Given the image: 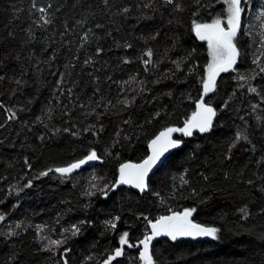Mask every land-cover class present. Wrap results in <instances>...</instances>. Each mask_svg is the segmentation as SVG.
Masks as SVG:
<instances>
[{
    "label": "trees",
    "instance_id": "16d2710c",
    "mask_svg": "<svg viewBox=\"0 0 264 264\" xmlns=\"http://www.w3.org/2000/svg\"><path fill=\"white\" fill-rule=\"evenodd\" d=\"M257 2L243 5L237 67L205 100L212 130L177 137L138 195L117 183L119 168L194 115L208 75L194 25L225 19L226 0H0V264H102L124 233L133 247L111 264H144L136 244L149 221L186 209L217 238L160 239L153 264H264ZM93 151L100 166L51 172Z\"/></svg>",
    "mask_w": 264,
    "mask_h": 264
},
{
    "label": "snow or ice",
    "instance_id": "6c2138e0",
    "mask_svg": "<svg viewBox=\"0 0 264 264\" xmlns=\"http://www.w3.org/2000/svg\"><path fill=\"white\" fill-rule=\"evenodd\" d=\"M174 0H165L166 4H172ZM227 2V12H228V28L225 30L220 27L221 21L219 19L214 20L211 24H195L194 30L197 37L200 40H207L209 47V55L211 56V62L207 67V78L203 80L204 93L207 94L215 88L216 76L220 72L228 71L235 63L238 56V51L236 45L233 43L236 37L237 30L240 27L241 18V0H226ZM179 9V5H176ZM41 13L45 12V9H39ZM125 12L128 11L127 8L124 9ZM41 19H44L42 16ZM258 20L264 19V8L261 9ZM45 23H48L45 20ZM262 39L261 44H264V32L261 33ZM146 55L151 57L152 53L149 50ZM150 61H145L149 63ZM255 62V61H254ZM264 71V68L261 69ZM250 91H255V88H251ZM203 99V98H201ZM197 108L199 111L195 116L199 119L194 121H188L184 128H168L161 132L154 140L151 141L149 147L152 149L153 154L143 161L142 164L132 165L124 164L121 165L120 172L121 176L117 183L120 184H131L133 187L144 191L146 188L145 177L151 168L160 160L161 156L168 151L169 148H174L179 145V141L171 139V133L182 132L186 136L192 135V128H198L199 131L205 132L211 126L212 117L215 115V111L211 107L205 106L203 103H198ZM158 115V114H157ZM247 139L246 136L237 134V140ZM87 160L98 159L97 154L93 151L87 158ZM86 161L81 160L78 163H74L65 168L56 169L57 172L61 174L71 173L74 169L80 167ZM47 173H41V175H46ZM187 183V181H184ZM194 209H186L182 214H174L168 217H160L155 223L151 224L152 235H146L144 240L140 241L143 244V250L140 252V259L144 264H153V257L149 253V244L154 237L160 235H167L172 240H176L178 236H211L216 239V233L218 229L202 227L200 225L191 224L188 221V217L192 214ZM3 219V217H0ZM111 227L115 228V223H111ZM76 233L73 232V235ZM127 233H124L120 238V244L123 246L128 244L126 239ZM61 241L50 240L49 245L59 246ZM129 247L133 245L128 244ZM123 254L122 248L115 249V255H110L104 264H111V261L115 257H119Z\"/></svg>",
    "mask_w": 264,
    "mask_h": 264
},
{
    "label": "water",
    "instance_id": "95a60500",
    "mask_svg": "<svg viewBox=\"0 0 264 264\" xmlns=\"http://www.w3.org/2000/svg\"><path fill=\"white\" fill-rule=\"evenodd\" d=\"M241 8H242V0H241ZM243 14H244V13H243V11H242V12H241V18H240V27H239L238 30H237V34H238V32L240 31L241 26H242V22H243ZM225 30H227V29H225ZM237 34H236V35H237ZM195 35H196V32H195ZM196 37H197V35H196ZM197 38H198V37H197ZM198 39H199V38H198ZM199 40H200V39H199ZM201 41H207V40H201ZM237 65H238V56H237V58H236V63H235V64H234V65H233L228 71L220 72L219 75L216 76L215 86L217 85L218 80L220 79V77H221L223 74H227V73L233 71V70L237 67ZM209 94H210V92H208L207 94H205V93H204V88H202L201 97H200V99L198 100V102H197L196 105H195V113H194L192 119H190L189 121H194V120L199 119V117L195 116V114L199 111V109L197 108V104H198V103H203L205 106H207V107H211V106H209V105H207V104L205 103V100L208 98ZM201 98H203V99H201ZM211 108H212V107H211ZM212 109H213V108H212ZM213 110H214V109H213ZM216 116H217V114H216V112H215V115L212 117L211 126L208 128L207 131H205V132H201V131H199L198 128L193 127V128H192V134H193V133H198V134H200V135L208 134V133L212 130V128H213V125H214L215 120H216ZM185 124H186V123H185ZM185 124H184L183 126L179 127V128H184V127H185ZM164 131H165V130H164ZM162 132H163V131H162ZM160 133H161V132H160ZM160 133H159V134H160ZM159 134H158V135H159ZM158 135H157V136H158ZM157 136H156V137H157ZM184 136H186V135H184L182 132H173V133H171V139H172V140H175V141H176V138H177V137H184ZM156 137H154L152 140H154ZM152 140H150L149 143H148V145H147V156H146L145 159H147L149 156H151V155L153 154L152 149L149 147V145H150V143H151ZM180 148H181V143L179 142V145H178L177 147L169 148L168 151H166V152L161 156L160 160L157 161V163L151 168V170L148 172V175L145 177L146 188H145L144 191H141L140 189L133 187L131 184H124V186H125L128 190L132 191V192L135 193V194H138V195H143V194H145L146 191H147V185H148V181H149L150 177H151V176H152V175H153V174H154V173L160 168V166L165 162V160H166V159H167L172 153L176 152V151L179 150ZM86 158H87V157H86ZM86 158L83 159V160H85L86 162H85L84 164H81L80 167L74 169L71 173H67V174H63V175H72V174H75V173H77V172H79V171L85 169V168H89V167H93V166H100V165L102 164V160H100L99 158L96 159V160H87ZM145 159H144V160H145ZM144 160H143V161H144ZM143 161L140 162V163H138V164H142ZM75 163H78V162H75ZM73 164H74V163H73ZM125 164L138 165V164H133V163H125ZM67 167H68V166H67ZM120 168H121V167H120ZM53 172L56 173V174H61V173L57 172L56 169L53 170ZM120 176H121V172H120ZM151 235H152V232H151V234H150L149 236H151ZM165 237H169V236H167V235H160V236L154 237V238L151 240L150 244H149V252H150V250H151L152 245H153L156 241H158V240H160V239H164ZM169 238H170V237H169ZM185 238H189V236H178V237H177V239H185ZM139 245H140V246L142 247V249H143V247H144L143 244H142V245H141V243H140V244H137V247H138Z\"/></svg>",
    "mask_w": 264,
    "mask_h": 264
},
{
    "label": "rangeland",
    "instance_id": "374dc122",
    "mask_svg": "<svg viewBox=\"0 0 264 264\" xmlns=\"http://www.w3.org/2000/svg\"><path fill=\"white\" fill-rule=\"evenodd\" d=\"M242 1H245V0H242ZM246 1H249V2L247 4V6H246V3L245 2L242 4V9H243L242 11H243V13H244V8H245V10L247 9V7L251 8V5H252V3H253L254 0H246ZM243 5H244V8H243ZM227 7H228V5H227ZM262 8H264V0H258V2L256 3V10L255 11L258 12V14H260V11H261ZM227 20H228V12H227L226 18L223 19V20H221L220 27H222L224 29H227L228 28ZM263 21H264V19H263ZM258 22H259L258 24H260L262 22V20H258ZM233 43H234V41H233ZM207 50H208V65H209V63L211 62V56L209 55L208 41H207ZM183 212L184 211H182V212H180L178 214H182ZM191 215L188 217V221L190 220ZM193 238H207V239H211L212 237L211 236H196V237H193ZM119 245H120V247L122 249H124L125 248L124 246H126L127 244H125L123 246L121 244H119ZM102 264H104V262Z\"/></svg>",
    "mask_w": 264,
    "mask_h": 264
},
{
    "label": "bare ground",
    "instance_id": "6f19581e",
    "mask_svg": "<svg viewBox=\"0 0 264 264\" xmlns=\"http://www.w3.org/2000/svg\"><path fill=\"white\" fill-rule=\"evenodd\" d=\"M164 131V130H163ZM162 132V131H161ZM156 137V136H155ZM71 165V164H70ZM51 172H53V171H51Z\"/></svg>",
    "mask_w": 264,
    "mask_h": 264
}]
</instances>
